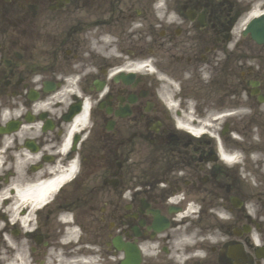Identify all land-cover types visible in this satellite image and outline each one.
<instances>
[{"label":"flooded vegetation","instance_id":"af4514ba","mask_svg":"<svg viewBox=\"0 0 264 264\" xmlns=\"http://www.w3.org/2000/svg\"><path fill=\"white\" fill-rule=\"evenodd\" d=\"M252 240L264 0H0V264H264Z\"/></svg>","mask_w":264,"mask_h":264},{"label":"bare ground","instance_id":"6f19581e","mask_svg":"<svg viewBox=\"0 0 264 264\" xmlns=\"http://www.w3.org/2000/svg\"><path fill=\"white\" fill-rule=\"evenodd\" d=\"M194 131V130H193ZM198 131L197 130H195V133H197Z\"/></svg>","mask_w":264,"mask_h":264}]
</instances>
